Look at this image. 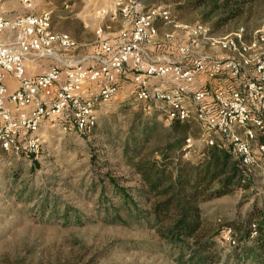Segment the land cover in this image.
Instances as JSON below:
<instances>
[{
  "label": "rangeland",
  "instance_id": "374dc122",
  "mask_svg": "<svg viewBox=\"0 0 264 264\" xmlns=\"http://www.w3.org/2000/svg\"><path fill=\"white\" fill-rule=\"evenodd\" d=\"M28 1L35 11L52 12L54 27L72 34L82 45V57L98 39V26L102 35L119 33L124 23L121 4L129 0ZM4 2V8L12 12L27 11L23 0ZM139 3L143 10L169 7L175 21L206 25L215 39L239 27L254 33L264 26V0H249L242 15L214 32L210 25L215 17L204 23L198 11L179 7L183 0ZM172 25H166L173 29L165 30L167 33L178 30ZM165 31L158 33L164 38L162 53L172 45ZM178 33L172 43L189 44L187 34ZM195 49L218 57L222 52L207 38L200 39ZM134 97L133 87L130 93L125 88L97 107V125L91 134L70 128V118L64 122L51 117L41 126L39 153L0 151V264H177V251L160 239L147 219L137 218L132 203L126 205V195L139 211H150L159 200L146 192L134 164H161V150L176 137L165 120L168 107L164 102ZM185 123L189 130L185 140L191 138L192 148L180 160L198 162L208 150L202 139L204 130L193 120ZM256 162L249 174L250 188L200 203L206 237L212 236L213 251L223 259L214 264H226L241 243H253L251 237L241 241L234 230L229 234L231 241L225 237L229 222L251 218L253 210L264 208V158ZM110 207L122 221L105 215Z\"/></svg>",
  "mask_w": 264,
  "mask_h": 264
},
{
  "label": "built area",
  "instance_id": "2783aa9c",
  "mask_svg": "<svg viewBox=\"0 0 264 264\" xmlns=\"http://www.w3.org/2000/svg\"><path fill=\"white\" fill-rule=\"evenodd\" d=\"M23 1L27 11L7 16L0 0L1 150L39 153L40 129L51 117L64 122L70 118V128L91 134L97 125V107L116 96L117 79L130 73L136 100L164 102L168 110L163 114L170 123L195 121L204 130L206 146L230 147L248 174L264 158V143L258 142L264 137V26L254 33L239 27L215 39L206 25L175 21L169 7L143 10L139 0H129L122 2L120 13L132 21L131 26L122 28L115 39H100L87 65L83 60H62V52L77 48L76 40L53 31L51 11L34 13L32 2ZM159 24H173L186 32L190 42L178 44L177 59L150 57L146 46L159 33ZM5 30L10 33L7 40L2 35ZM202 38L217 44L223 57L195 52ZM42 59L53 63L38 75H27L26 63L39 65ZM201 77L227 83L200 86ZM10 80L17 85L14 90ZM93 87L97 92H92ZM191 141L186 139V154ZM230 232L229 228L227 241ZM255 235L256 231L251 238Z\"/></svg>",
  "mask_w": 264,
  "mask_h": 264
},
{
  "label": "trees",
  "instance_id": "16d2710c",
  "mask_svg": "<svg viewBox=\"0 0 264 264\" xmlns=\"http://www.w3.org/2000/svg\"><path fill=\"white\" fill-rule=\"evenodd\" d=\"M248 1L183 0L179 7L198 11L204 23L215 17L210 25L214 32L242 15ZM170 129L175 132V141L161 150V164L158 161L134 164L145 183L146 192L159 200L150 211H139L137 204L126 195V205L132 203L137 218L147 219L160 239L177 251V264L221 263L222 257L213 251L214 239L206 237L200 203L223 197L237 189H248L252 179L234 159L228 146H209L198 162L181 161L180 158L188 151L185 147L188 126L178 119L171 123ZM258 142L264 143V137L260 136ZM148 212L150 215L146 214ZM105 215L113 216V221H122L113 207L107 208ZM228 226L242 238L241 241L250 240L254 231L256 235L253 243L238 245L226 264H264V208H256L251 218L245 217L238 223L231 221Z\"/></svg>",
  "mask_w": 264,
  "mask_h": 264
},
{
  "label": "crops",
  "instance_id": "0c3cea01",
  "mask_svg": "<svg viewBox=\"0 0 264 264\" xmlns=\"http://www.w3.org/2000/svg\"><path fill=\"white\" fill-rule=\"evenodd\" d=\"M3 11L5 12V14L7 16H15V15H18V13H16V12H19L20 13V9H19V11L12 12L8 8L5 9L4 8V5H3ZM41 11H44V10H37V11H35V8L33 7V12L34 13H37L38 14ZM123 20H124V23H123L122 28L131 26L132 21L130 19H127L126 17H123ZM53 22H54V19H53ZM166 25L167 24H163V25L162 24H159L158 31L159 30H164L165 31V30H168V29L169 30L170 29L173 30L170 26H167V27H169V28H167ZM172 26L175 27L174 25H172ZM109 27H110V25L107 26V28H109ZM52 28H53V31L54 32L55 31L56 32H64V31L57 30L54 27V24L53 23H52ZM97 28H99L98 31L100 32V33H98V31H96V33H98V39L95 41V43L93 44L92 47H90L89 49H87L89 54L86 55V56H82V57H80L81 56L80 54H81V52H84L85 50L81 47L82 45H80V43L76 40V38L72 34L68 33V34L71 35V37H73L76 40L78 46H77V48H74V49H72L70 51H64V52H62L61 59L64 60L65 62H76V61L83 60V63H85L87 65L89 63H92V60L89 59L88 57L91 54H93L94 51L96 50L95 48L97 47V43H98L99 39L100 38L101 39H105V38L115 39L119 35V33H112V32H107V33H105V35H102L103 32L101 30V26H98ZM175 28H177V27H175ZM177 29L178 30L176 32L173 31L172 33H167V31L164 32L167 37H169V38L172 39V40L170 39V44H172V45L169 47L170 50L167 51V53H164V52L162 53L161 51H159L163 47V46H161V44L164 43L163 42L164 41V38L162 36H160V34L159 35L157 34L155 36V38L146 46V48L148 49L147 51H148V53H149V55H150V57L152 59H154V60H156V59L173 60V59H177L179 57V51H178V47H177L178 44L175 45V44L172 43V41L173 40L175 41V38L179 34L178 32H184V33H186V32L184 30L180 29V28H177ZM64 33H67V32H64ZM9 34H10L9 31L8 30H5L2 33L3 39L4 40L5 39L6 40L9 39V37H10ZM162 45L165 46V44H162ZM79 47H81V49ZM222 52H220L221 53L219 55L220 58H222L223 55H224V51H222ZM155 57H156V59H155ZM52 63H53V61L50 60V59H42L40 61L39 65L33 64L32 62L26 63L27 75H29V76L38 75L39 73H41V72L45 71L46 69H48L49 66ZM10 81H11L10 82V85H11L10 86V90H14L17 85L15 84L14 81H12V80H10ZM220 81L221 82L215 81V82L212 83L211 81L206 80L205 77H201V78H199L198 85H200V86H203V85L204 86H207L208 85L209 87H215V86H224L227 83L226 79L220 80ZM116 82L118 84V93H119V91L124 92L125 91V88H127V91L129 90V93H130V90L132 89V87H133V92H135V90H136V85H135L134 82H132V76H131L130 73H127L125 75L123 74V76H120L117 79ZM151 83L157 84V81H153L152 80ZM91 90H92L93 93H95V92H97V87H93Z\"/></svg>",
  "mask_w": 264,
  "mask_h": 264
}]
</instances>
